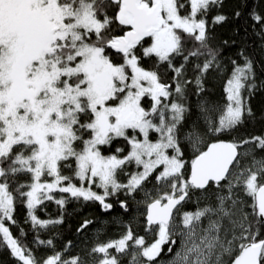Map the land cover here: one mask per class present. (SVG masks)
<instances>
[{
    "label": "trees",
    "instance_id": "1",
    "mask_svg": "<svg viewBox=\"0 0 264 264\" xmlns=\"http://www.w3.org/2000/svg\"><path fill=\"white\" fill-rule=\"evenodd\" d=\"M58 3L75 12L89 7L100 29L78 34V44L102 49L114 66L124 63L125 57L106 48L112 38L126 31L116 23L117 5L108 0H58ZM188 3V0H176L182 17L190 14ZM196 20L203 26L202 37L178 32V48L163 61L143 55L142 48L149 40L132 50L139 67L153 72L167 91V96L157 101L143 97L141 106L151 125L161 124L165 131L175 134L169 139H173L182 156L186 155L194 137L202 138L201 151L183 158L186 182L190 163L210 143L228 141L239 147L242 166L257 177L259 188L264 186V0H212L199 10ZM72 43L71 38L56 41L53 55L60 66L80 61L79 57L70 59L74 52ZM67 81L83 87L82 76H72ZM231 81L238 83L239 113L234 122L228 123L223 113L226 88ZM123 96L116 93L115 99L106 105L117 104ZM171 107H176L180 116L171 115ZM74 112L70 149L58 163L56 173L62 186L86 189L87 182L79 178L78 162L93 139L91 126L95 114L86 100H81ZM3 138L0 120V142ZM131 141H141L139 131L127 129L122 136L110 137L97 150L103 157L122 159L130 155ZM31 154L30 147L14 145L0 158V186L10 200L8 209L0 207V264H46L53 257L57 258L55 264H158L178 249L176 238H155L154 235L146 238L155 229L147 228L144 218L147 206L159 200L155 196L159 186L156 173L128 196L120 190L101 202L56 191L52 198L31 208L28 194L34 178L27 168ZM138 173L139 167L129 161L116 172L115 179L124 184L127 178ZM215 186L195 191L188 185L187 199L176 214L204 212L207 215L214 209L207 190ZM120 202L126 203V212L118 207ZM252 210L253 215L245 219V245L264 242V223L257 218L255 204ZM124 238L127 241L123 249L113 246L106 251L99 250ZM161 238L163 241L159 243ZM245 245L227 264H231ZM156 246L159 250L151 256ZM148 247L152 249L151 254L143 257V250ZM260 264H264V249Z\"/></svg>",
    "mask_w": 264,
    "mask_h": 264
},
{
    "label": "rangeland",
    "instance_id": "2",
    "mask_svg": "<svg viewBox=\"0 0 264 264\" xmlns=\"http://www.w3.org/2000/svg\"><path fill=\"white\" fill-rule=\"evenodd\" d=\"M211 1L188 0L190 14L182 17L176 0H162L160 22L163 28L142 48L143 55L165 60L178 48V32L195 33L201 38L204 30L198 27L201 23L196 17ZM99 29L89 7L75 12L60 6L58 0H0V120L4 130L0 158L14 145L31 148L27 163L34 178L28 194L31 208L52 198L56 191L101 202L120 190L128 196L153 173L159 182L155 190L159 202L187 190L183 158L201 151L202 138L194 137L186 155L182 156L173 139H169L175 134L165 131L161 124L149 123L141 99L148 96L154 101L160 100L167 96L166 88L153 72L139 67L133 52L124 56L121 66H114L102 49L78 44V34ZM68 38L72 39L74 50L70 59L79 57L80 61L65 67L54 60L53 54L56 41ZM72 76H82L83 87L70 85L67 80ZM226 90L223 117L231 123L239 113L238 83L231 81ZM116 93L124 95L123 98L107 106ZM81 100H86L95 114L91 126L93 139L78 162L79 178L87 182L86 189L62 186L56 173L58 163L68 155L73 115ZM170 114L180 116L176 107L170 108ZM127 129L141 134L140 142L131 141L130 155L122 159L103 157L97 147L110 137L122 136ZM237 148L239 157L227 179L207 190L208 198L214 201V209L207 215L204 212L177 213L169 225L159 226L146 234L147 239L154 235L178 241V249L158 264H227L245 245V219L253 215L258 180L242 166ZM129 161L139 167L138 175L127 178L124 184L117 183L116 172ZM0 207H10V200L1 186ZM126 241L124 238L99 250L106 251L113 246L123 249ZM151 251V247L145 248L143 257H149ZM56 262L57 258L53 257L46 264Z\"/></svg>",
    "mask_w": 264,
    "mask_h": 264
},
{
    "label": "water",
    "instance_id": "3",
    "mask_svg": "<svg viewBox=\"0 0 264 264\" xmlns=\"http://www.w3.org/2000/svg\"><path fill=\"white\" fill-rule=\"evenodd\" d=\"M118 5L116 23L125 28L123 35L112 38L106 48L112 53L127 56L133 48L158 33L163 24L159 22L163 12L162 0H108ZM199 27H202L199 24ZM239 157V150L233 142L216 141L210 143L190 166L188 184L195 191H205L210 185L223 183L230 174ZM187 193L173 197L165 202L154 201L146 208L145 224L147 228H155L171 223L177 210L185 203ZM254 201L260 223H264V186L258 188ZM118 207L126 212V203L120 202ZM264 242L247 244L231 264H260ZM158 252L155 248L153 256Z\"/></svg>",
    "mask_w": 264,
    "mask_h": 264
},
{
    "label": "flooded vegetation",
    "instance_id": "4",
    "mask_svg": "<svg viewBox=\"0 0 264 264\" xmlns=\"http://www.w3.org/2000/svg\"><path fill=\"white\" fill-rule=\"evenodd\" d=\"M146 2L148 3V2H149V0H146Z\"/></svg>",
    "mask_w": 264,
    "mask_h": 264
}]
</instances>
